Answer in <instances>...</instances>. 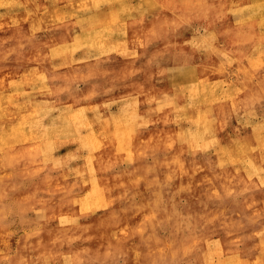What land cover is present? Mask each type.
Returning a JSON list of instances; mask_svg holds the SVG:
<instances>
[{"label":"rangeland","instance_id":"obj_1","mask_svg":"<svg viewBox=\"0 0 264 264\" xmlns=\"http://www.w3.org/2000/svg\"><path fill=\"white\" fill-rule=\"evenodd\" d=\"M129 1L133 9L104 28L110 34L127 24L126 50L94 57L77 69L86 81L67 77L65 91L53 92L48 113L63 116L54 133L62 139L51 144L45 136L39 147L25 135L0 141V264H260L262 254L242 253L260 231L236 223L246 203H264V80L257 75L264 72V28L234 38L212 24L218 9L143 0L157 13L145 19L141 2ZM234 2L219 9L231 21L239 20ZM262 4L252 5L255 13ZM10 28L7 0H0V127L45 116L46 108L24 90L25 69L12 68ZM201 39L216 46L218 61L188 57ZM209 51L201 50L212 57ZM188 59L201 64L199 78L191 66L187 77ZM119 71L120 79L109 80ZM196 82L222 91L215 106L204 107L215 110L200 139L188 118L197 111ZM248 160L253 167L242 164ZM180 168L183 185L192 186L183 195L164 176ZM93 180L114 182L112 203L93 193Z\"/></svg>","mask_w":264,"mask_h":264},{"label":"bare ground","instance_id":"obj_2","mask_svg":"<svg viewBox=\"0 0 264 264\" xmlns=\"http://www.w3.org/2000/svg\"><path fill=\"white\" fill-rule=\"evenodd\" d=\"M126 1L121 0L115 4H110L109 0H7L8 22H10L11 26L9 32V54L11 61H13L12 68L21 67V69H25L28 86L24 90H28L35 99V103L38 105L44 101L46 108L45 116H37L34 119H29L27 117L26 122L21 124H17V121L11 120L6 125L1 126V142L7 143L13 140L15 143H19L21 135H25L27 140H35V143L39 147V141H43L45 136L48 137L47 141L51 144L58 139H62L59 133H54L57 130L56 123L63 125L60 123L63 121V116L55 115L53 117L52 113H48V110H53L55 106L53 102V92L65 91L67 77H74L71 80L80 79L86 81L88 75L79 72L77 69L82 66L88 67V63H90L94 57L102 58L104 55L113 54L120 49L126 50L125 36H129L127 24L122 30L112 32L113 34L104 33V28L107 26V23H112L115 19L118 21L123 12L133 9L135 4L131 1L126 3ZM155 1L161 2V0ZM170 1L173 2L175 6L181 3L183 8L198 5L206 10L211 8L215 10L218 9V13H213L214 21L212 24L218 25L216 22L219 21L220 25H218L219 28L216 31L230 32L234 38H237L239 34L244 37L249 32L264 28V8L263 12H260L259 9L256 13L254 12L256 9L252 8V5L256 6V0H235L236 2L230 4L229 7L239 19L236 21H231L229 18L223 16L224 12L219 10L227 7L226 0ZM139 2H141L139 12L144 15L145 19L150 17V12L155 17L157 16L153 7L148 10L146 4L142 3L143 0L136 1V3ZM262 6L264 7V0ZM98 8H102V10L94 14V11ZM245 12L254 14L251 18L247 19L241 15ZM139 25L140 27H145L142 22H140ZM191 29L193 31L192 27ZM97 32L100 33L95 36ZM237 43L238 53L242 55L244 52L242 45L240 42ZM204 49H209L211 53L213 49L215 52L216 46L208 45L204 39L195 40V42L191 44L188 57L191 59H201L203 57L204 59L215 60V62L218 61L216 52L212 57H208L201 52V50ZM76 51L77 54H74ZM206 53L209 55L208 52ZM117 61L118 64L121 63L120 60ZM188 61L190 64L185 66L186 75H188L191 66L192 74H195V76L199 78L201 64L193 62L190 59H188ZM203 65L206 66L207 64L203 63ZM60 67L67 68L58 71ZM115 73L118 72L116 71ZM257 75L264 80V72L262 74L257 73ZM121 76L122 73L119 71L118 76L113 75L109 80L112 78L120 79ZM187 77L191 78V74ZM260 85V82L255 83L253 86L254 93ZM116 87L115 85L112 89ZM89 88L100 97L105 95V90L99 89L93 82L89 83ZM192 90L195 95L193 101L197 111H189L188 118L195 122V127L193 128H197L198 130L194 135L195 139H200L208 135L206 126L211 121L212 114L215 110L204 109V107L215 106L219 101L222 91L217 90L215 86H211L206 82H196ZM33 91H37V93H33ZM21 94H24V92ZM251 96L252 95H248L249 98ZM261 98L263 97H260V99ZM263 100L264 98L261 102H264ZM82 122L84 123L86 120ZM64 140L67 143L69 142L68 139ZM13 146L8 149L13 148ZM192 161L194 162V160ZM242 164L245 167H253V164L249 160ZM164 176L175 178L176 181L169 180L167 182L170 183V181H173V185H175L170 191L175 194L183 195L192 189V186L183 185L187 177V172L181 168L166 172ZM248 177L252 181L253 177L256 176L248 175ZM113 188V181L106 187H100L98 182L93 180V193L99 194L106 203L113 202V198L109 195ZM161 192L162 190L159 188L157 190V196H159ZM194 192L195 191L191 192V194ZM250 206H252V208H249ZM244 208H246V212L240 214L237 218L236 225L239 226L241 219L245 220L248 222V231L252 232L249 226L254 225L255 229L260 231L259 234L261 236L253 234L250 239L255 240V242L251 244V246H248L245 252L242 253H244L247 258L251 255L256 258L255 253L262 254L259 258V262L260 264H264V203L253 204L248 202L244 205ZM180 249H182V247Z\"/></svg>","mask_w":264,"mask_h":264}]
</instances>
